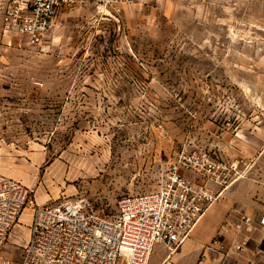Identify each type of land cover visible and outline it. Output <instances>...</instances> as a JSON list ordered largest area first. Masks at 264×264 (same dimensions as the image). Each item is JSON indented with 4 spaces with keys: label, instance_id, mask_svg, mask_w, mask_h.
<instances>
[{
    "label": "rangeland",
    "instance_id": "374dc122",
    "mask_svg": "<svg viewBox=\"0 0 264 264\" xmlns=\"http://www.w3.org/2000/svg\"><path fill=\"white\" fill-rule=\"evenodd\" d=\"M183 148L234 165L236 182L264 178V0L78 3L35 48L0 21V171L36 205L83 197L113 214L160 187ZM32 212L8 236L13 261ZM159 247L149 264L174 256Z\"/></svg>",
    "mask_w": 264,
    "mask_h": 264
},
{
    "label": "built area",
    "instance_id": "2783aa9c",
    "mask_svg": "<svg viewBox=\"0 0 264 264\" xmlns=\"http://www.w3.org/2000/svg\"><path fill=\"white\" fill-rule=\"evenodd\" d=\"M135 0H0L1 32L39 47L60 11L78 3L99 12L120 13ZM203 149L183 148L169 164L162 185L126 194L113 214H104L83 197L36 205L20 180L0 171V264H149L157 244L173 254L190 236L206 210L239 178L240 171ZM235 171V172H234ZM234 174V175H232ZM32 207L29 235L20 259L4 252L23 208ZM259 223L264 226V215ZM252 226L246 215L227 220L210 242L227 248V229H235L234 250H243Z\"/></svg>",
    "mask_w": 264,
    "mask_h": 264
},
{
    "label": "crops",
    "instance_id": "0c3cea01",
    "mask_svg": "<svg viewBox=\"0 0 264 264\" xmlns=\"http://www.w3.org/2000/svg\"><path fill=\"white\" fill-rule=\"evenodd\" d=\"M227 191L206 210L173 257H163V261L153 264H264V226L259 223L264 215V178L240 179ZM243 215L252 219L251 228L243 231L248 238L243 250H234L235 229H227L223 238L229 250L219 251L209 246L225 219L237 221ZM159 250L165 256L167 250L162 246Z\"/></svg>",
    "mask_w": 264,
    "mask_h": 264
}]
</instances>
